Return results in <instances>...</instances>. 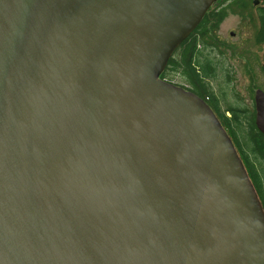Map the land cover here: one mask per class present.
Listing matches in <instances>:
<instances>
[{"label": "water", "instance_id": "obj_1", "mask_svg": "<svg viewBox=\"0 0 264 264\" xmlns=\"http://www.w3.org/2000/svg\"><path fill=\"white\" fill-rule=\"evenodd\" d=\"M216 1L0 0V264H264L229 136L159 78Z\"/></svg>", "mask_w": 264, "mask_h": 264}, {"label": "trees", "instance_id": "obj_2", "mask_svg": "<svg viewBox=\"0 0 264 264\" xmlns=\"http://www.w3.org/2000/svg\"><path fill=\"white\" fill-rule=\"evenodd\" d=\"M220 1L206 11L197 26L174 50L159 77L194 93L212 109L229 136L264 212V135L255 125L254 106L255 90L260 89L264 92V57L261 62H258V59L253 61L258 65L262 76L261 85L255 84V71L249 67L251 63L246 64L251 108L241 102L242 99L235 93L234 101L229 103L226 100V91L221 88L218 94L211 84V81L224 70L221 62L211 56V52L219 44L215 33L221 22L229 12L234 13L238 10L241 13L249 9V19L255 22L254 45L264 47V5L256 6L253 0H226V5L218 6ZM251 9H255L254 17ZM173 76H179L181 82H175L171 78ZM225 76L226 86H229L232 76L229 74ZM222 101L225 106L222 105Z\"/></svg>", "mask_w": 264, "mask_h": 264}, {"label": "rangeland", "instance_id": "obj_3", "mask_svg": "<svg viewBox=\"0 0 264 264\" xmlns=\"http://www.w3.org/2000/svg\"><path fill=\"white\" fill-rule=\"evenodd\" d=\"M217 2H215V5L218 4ZM226 3V0H221L218 6H224ZM263 5V0H257L256 6ZM251 14L253 15L252 17L256 15L255 9H251ZM249 15V9L241 13L238 10L234 13L229 12L219 25L215 33L219 44L217 48L213 49L211 56H214L221 62V67L224 70L218 74L214 81H211V84L214 91L218 94L221 88L226 91V100L229 103L234 101V95L237 94L242 99L241 102L251 108L252 101L249 95L250 82L246 75V64L251 63L249 67L255 71V84L261 85L263 82L262 76L258 65H255L253 61L258 59V62H261L264 57V47L254 45L255 22L249 19ZM225 74L232 76L229 86H226ZM171 78L175 82H181L182 80L179 76ZM222 105L225 106L224 101H222Z\"/></svg>", "mask_w": 264, "mask_h": 264}]
</instances>
